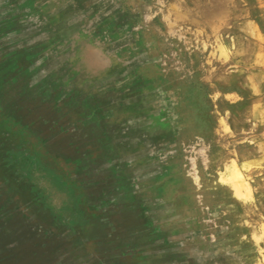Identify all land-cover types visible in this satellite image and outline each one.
<instances>
[{
    "label": "rangeland",
    "instance_id": "obj_1",
    "mask_svg": "<svg viewBox=\"0 0 264 264\" xmlns=\"http://www.w3.org/2000/svg\"><path fill=\"white\" fill-rule=\"evenodd\" d=\"M2 62L0 264H264V0H0Z\"/></svg>",
    "mask_w": 264,
    "mask_h": 264
},
{
    "label": "bare ground",
    "instance_id": "obj_2",
    "mask_svg": "<svg viewBox=\"0 0 264 264\" xmlns=\"http://www.w3.org/2000/svg\"><path fill=\"white\" fill-rule=\"evenodd\" d=\"M234 173V178L236 177V176H239V174L236 172V171H234L233 172ZM229 180L230 181H232V179L231 178H229ZM225 180L222 178L221 179V182H224ZM234 190H235V195L238 197V199L239 198H243V199H246V198H248V195H249V192H241V190H239V187L238 186H235L234 187ZM235 196V197H236ZM1 250V249H0ZM19 250H15V253H13L12 251H8V252H6V254H4V256H6L7 257V255H9V257L11 256V259H13L14 261H15V263L16 262H18L19 261V253L21 254V248H20V252H18ZM0 254L2 255V250H1V252H0ZM17 255V256H16Z\"/></svg>",
    "mask_w": 264,
    "mask_h": 264
},
{
    "label": "crops",
    "instance_id": "obj_3",
    "mask_svg": "<svg viewBox=\"0 0 264 264\" xmlns=\"http://www.w3.org/2000/svg\"><path fill=\"white\" fill-rule=\"evenodd\" d=\"M7 66L8 65L6 62H2V64H0V75H2L6 69H8ZM0 132H2V135L14 133L15 135H19L21 137V133L11 130L3 120H0Z\"/></svg>",
    "mask_w": 264,
    "mask_h": 264
}]
</instances>
